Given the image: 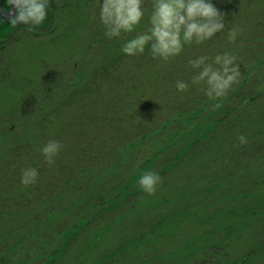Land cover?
Returning <instances> with one entry per match:
<instances>
[{
	"label": "trees",
	"instance_id": "obj_1",
	"mask_svg": "<svg viewBox=\"0 0 264 264\" xmlns=\"http://www.w3.org/2000/svg\"><path fill=\"white\" fill-rule=\"evenodd\" d=\"M0 7L8 11L7 0H0ZM47 13L40 26L50 23L57 13L50 0ZM256 14L244 17L246 27H232V15L223 14V32L202 45H186L179 60L166 68L172 85L153 88L154 98L102 93L125 87L141 89L138 73L161 59H153L146 49L132 66L122 48L135 34L109 39L105 32L99 39L98 33L92 43H107L103 59L95 66L91 62L88 73L76 72L70 93H36L10 113L5 119L8 126L0 131V148L8 155L7 166L0 167V264H57L63 260L71 264L73 256L84 257L75 253L97 251L99 236L128 222L137 204L151 202L139 187L143 172L173 179L188 169L200 170L210 156L218 161L231 159L237 166L248 153L257 160L253 146L264 138V9ZM235 18L233 21H242ZM20 26L25 27H13L0 15V38L8 42ZM233 28L238 29L234 44L228 40ZM225 52L237 56L240 82L222 100L210 101L199 86L191 84L195 72L188 62ZM177 81L187 82L189 90L179 92ZM156 93L163 94L156 98ZM213 103L220 107L213 109ZM60 123L63 125L55 126ZM240 135L248 143L237 147ZM49 140L63 145L51 166L41 153ZM25 168L38 170L36 184L25 187L21 183ZM237 168L227 166L225 177L217 183L209 172H203L199 182L166 201H186L192 196L203 197L211 205V192L234 189L241 180L239 175L243 179ZM140 196L143 199H136ZM144 230L129 238V245L113 252L127 250Z\"/></svg>",
	"mask_w": 264,
	"mask_h": 264
},
{
	"label": "rangeland",
	"instance_id": "obj_2",
	"mask_svg": "<svg viewBox=\"0 0 264 264\" xmlns=\"http://www.w3.org/2000/svg\"><path fill=\"white\" fill-rule=\"evenodd\" d=\"M50 1L57 7L50 23L37 26L31 32L26 26H20L8 42L0 38V131L8 126L5 121L8 115L22 108L36 93H70L76 72L86 70L88 73V68L90 71L93 64L103 59L101 53L107 43L95 42V46L92 43L98 39V33L102 39L106 32L99 18L102 0ZM212 3L220 13L232 15L229 20L232 27L248 26L244 17L252 13L258 15L264 9V0H212ZM144 8L145 16L137 32L149 27L146 23L151 0H144ZM234 18L242 21H233ZM178 58L167 63L159 60L153 68L141 70L138 73L141 89L131 91L125 87L102 93H120L122 97L133 93L134 99L154 98L153 88L160 84L172 85L165 71ZM127 62L133 66L139 58L130 57ZM260 83L261 77L254 88L258 89ZM162 94L156 93L155 97ZM260 142L253 146L257 160L253 161V154L248 153L243 162L238 160L241 163L237 166L231 159L218 161L220 159L210 156L209 163L200 166V170L188 169L177 175L180 178H163L154 195L145 193V198L151 202L137 204L133 213H129L128 222L119 223L113 232L95 240L97 251L81 250L75 254L84 257L78 260L73 256L71 264H264V138ZM200 162L199 159L198 168ZM7 164L8 155L0 148V167L5 168ZM227 166L238 167L243 179L239 175L241 180L234 189L211 192L213 204L208 205L203 197L192 196L186 201H166L199 182L203 172H209L214 181L219 182L225 177ZM179 210L189 212L179 213ZM175 211L178 213L174 214ZM168 215L173 217L168 218ZM141 229H145L143 235L127 250L113 252L128 244L129 238Z\"/></svg>",
	"mask_w": 264,
	"mask_h": 264
},
{
	"label": "clouds",
	"instance_id": "obj_3",
	"mask_svg": "<svg viewBox=\"0 0 264 264\" xmlns=\"http://www.w3.org/2000/svg\"><path fill=\"white\" fill-rule=\"evenodd\" d=\"M7 5L9 10L0 15H6L13 27L24 25L31 32L47 19L49 0H7ZM144 16V0H102L99 8L100 22L109 39L136 32L122 48L129 57L142 55L148 49L153 59L167 63L181 55L186 45H202L224 30V16L212 0H151L149 27L137 32ZM237 36L238 29L233 28L228 33V40L234 44ZM188 66L195 72L191 84L199 86L210 101L222 100L240 82L237 56L229 52L215 57L199 56L189 60ZM189 87L184 81L176 83L181 93ZM212 107L219 108L220 104L213 103ZM237 140V147L248 143L244 135L238 136ZM62 150L61 143L49 140L41 149L45 163L53 165ZM38 175L36 168H25L21 183L25 187L34 185ZM161 182L162 178L154 171L143 172L138 181L139 187L148 195H154Z\"/></svg>",
	"mask_w": 264,
	"mask_h": 264
},
{
	"label": "water",
	"instance_id": "obj_4",
	"mask_svg": "<svg viewBox=\"0 0 264 264\" xmlns=\"http://www.w3.org/2000/svg\"><path fill=\"white\" fill-rule=\"evenodd\" d=\"M6 12H7V10L3 9L2 7H0V13H6Z\"/></svg>",
	"mask_w": 264,
	"mask_h": 264
}]
</instances>
